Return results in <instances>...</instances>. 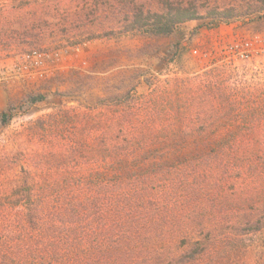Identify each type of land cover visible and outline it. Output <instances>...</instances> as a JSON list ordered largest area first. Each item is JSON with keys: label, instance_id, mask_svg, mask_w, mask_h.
I'll return each instance as SVG.
<instances>
[{"label": "rangeland", "instance_id": "obj_1", "mask_svg": "<svg viewBox=\"0 0 264 264\" xmlns=\"http://www.w3.org/2000/svg\"><path fill=\"white\" fill-rule=\"evenodd\" d=\"M0 264H264V0H0Z\"/></svg>", "mask_w": 264, "mask_h": 264}, {"label": "trees", "instance_id": "obj_2", "mask_svg": "<svg viewBox=\"0 0 264 264\" xmlns=\"http://www.w3.org/2000/svg\"><path fill=\"white\" fill-rule=\"evenodd\" d=\"M234 17L236 15L229 11H212L206 16H200L198 9L193 4L184 6L167 2L158 12H144L141 9L138 12H133L131 18L125 21V32L143 33L151 36H168L178 25L186 22L204 19L224 21ZM35 101L38 100L35 98L31 100L32 103ZM33 229L36 230L38 228L33 225Z\"/></svg>", "mask_w": 264, "mask_h": 264}, {"label": "built area", "instance_id": "obj_3", "mask_svg": "<svg viewBox=\"0 0 264 264\" xmlns=\"http://www.w3.org/2000/svg\"><path fill=\"white\" fill-rule=\"evenodd\" d=\"M227 52L230 55L229 63L236 65L239 62H249L251 61L254 53V49L251 48L247 43L234 42L227 48ZM196 53V50L193 51ZM37 64L41 65V62H37Z\"/></svg>", "mask_w": 264, "mask_h": 264}]
</instances>
